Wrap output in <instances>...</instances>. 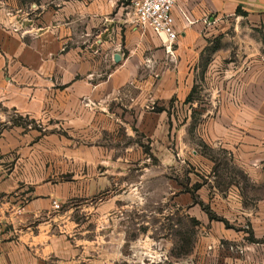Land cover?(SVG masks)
<instances>
[{
  "label": "rangeland",
  "instance_id": "1",
  "mask_svg": "<svg viewBox=\"0 0 264 264\" xmlns=\"http://www.w3.org/2000/svg\"><path fill=\"white\" fill-rule=\"evenodd\" d=\"M129 3L0 0V158L20 186L0 264H264V15L223 20L190 101H94L68 59L130 25Z\"/></svg>",
  "mask_w": 264,
  "mask_h": 264
},
{
  "label": "crops",
  "instance_id": "2",
  "mask_svg": "<svg viewBox=\"0 0 264 264\" xmlns=\"http://www.w3.org/2000/svg\"><path fill=\"white\" fill-rule=\"evenodd\" d=\"M105 8L107 10V4ZM180 10L187 14L190 24L185 23ZM240 13L263 16L264 0H178L173 15L179 38L171 47L149 29L142 31L123 21H117L112 27L114 32L100 35L92 54H83L82 63L75 64L76 67L70 62L75 56L74 53L71 54L68 71L75 76L78 69H84L80 70L88 76L81 85L84 96H89L94 101H111L110 99L120 96L122 86L123 95L128 98L125 101H137L140 104L144 101H186L194 86V75L199 70V63L209 50L214 31L225 18ZM122 27L125 30L120 33ZM44 36L43 28L40 35L39 32L37 34L38 40L39 37L42 38L41 52L44 51ZM95 52L97 55H94ZM116 55L117 61L114 60ZM100 67L110 69V74L107 78L94 80V75L101 73L96 71ZM127 83L132 84L128 86ZM69 91L73 92L71 89ZM72 95H76V92ZM29 102L24 103L27 105ZM37 102L39 106L42 104V101ZM58 105H61V101H58ZM68 105L69 110L71 106L75 108L74 103ZM242 116L244 113L235 118ZM243 121L246 123V118ZM8 134H0V154L4 159L7 148H11L12 144L10 136L6 138ZM3 162L0 158V213L4 215L8 206L6 200L16 196L20 186ZM36 191L37 188H34V193ZM54 200L58 201V197ZM258 204L259 211L254 218L259 223L260 233H263L264 200L258 201ZM6 246L9 250L12 248L11 244Z\"/></svg>",
  "mask_w": 264,
  "mask_h": 264
},
{
  "label": "built area",
  "instance_id": "3",
  "mask_svg": "<svg viewBox=\"0 0 264 264\" xmlns=\"http://www.w3.org/2000/svg\"><path fill=\"white\" fill-rule=\"evenodd\" d=\"M178 0H130L128 7L131 15L130 25L145 30H151L171 47L178 38L179 32L173 10ZM185 23L190 24L187 14L180 10ZM54 209L59 208L58 201L52 202Z\"/></svg>",
  "mask_w": 264,
  "mask_h": 264
},
{
  "label": "trees",
  "instance_id": "4",
  "mask_svg": "<svg viewBox=\"0 0 264 264\" xmlns=\"http://www.w3.org/2000/svg\"><path fill=\"white\" fill-rule=\"evenodd\" d=\"M191 93H192V91H191ZM186 101H190V95L188 96V98L186 99Z\"/></svg>",
  "mask_w": 264,
  "mask_h": 264
},
{
  "label": "water",
  "instance_id": "5",
  "mask_svg": "<svg viewBox=\"0 0 264 264\" xmlns=\"http://www.w3.org/2000/svg\"><path fill=\"white\" fill-rule=\"evenodd\" d=\"M117 59H118V55H116V56L114 57V60H115V61H117Z\"/></svg>",
  "mask_w": 264,
  "mask_h": 264
}]
</instances>
